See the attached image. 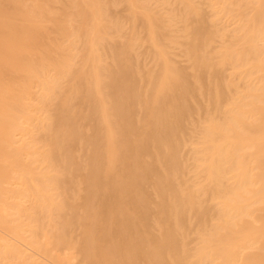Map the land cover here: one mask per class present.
<instances>
[{
	"label": "bare ground",
	"instance_id": "obj_1",
	"mask_svg": "<svg viewBox=\"0 0 264 264\" xmlns=\"http://www.w3.org/2000/svg\"><path fill=\"white\" fill-rule=\"evenodd\" d=\"M56 1L0 0V249L20 256L13 264H40L21 245L55 264H264V0H210L213 21L232 11L238 19L235 42L220 47L212 42L223 28L207 25L193 0H180V17L196 19L167 38L185 39L182 52L191 71L175 64L161 42L172 19L154 12L146 0H127L132 19L143 16L146 38L160 59L147 88L130 52L132 41L139 40L136 32L112 49V65L100 63L97 46L110 34L103 19L111 23L107 9L113 1L72 0L73 18L66 8L55 9ZM48 22L64 38L86 36L83 67L73 68L67 49L62 53V43L51 38ZM112 23L120 32V23ZM224 63L246 85L226 98L221 116L211 111L205 116L193 148L203 179L192 184L181 156L185 121L197 93L208 96L216 110L223 86H233V78L214 70ZM49 70L54 73L47 77ZM67 75L73 83L65 93L57 91ZM34 80L45 99L55 100L54 111L44 117L33 113L39 108L32 102ZM36 98L40 101L39 94ZM76 100L90 104L82 117H96L90 133ZM36 119L46 134L41 147L32 149L25 135L34 129L26 122ZM77 143L89 146L85 160L76 156ZM34 154L39 157L26 159ZM35 160L48 164L36 171L25 162ZM12 178L19 182L9 188L16 192L9 201L4 183ZM70 182L83 184L80 203L67 202ZM25 196L33 197L40 213L62 216L57 231L45 232L42 242L16 221L28 207ZM67 207L71 211L63 215ZM75 224L77 239L70 235ZM60 249L68 254L56 252ZM75 252L81 255L76 262Z\"/></svg>",
	"mask_w": 264,
	"mask_h": 264
},
{
	"label": "rangeland",
	"instance_id": "obj_2",
	"mask_svg": "<svg viewBox=\"0 0 264 264\" xmlns=\"http://www.w3.org/2000/svg\"><path fill=\"white\" fill-rule=\"evenodd\" d=\"M72 0H57L54 3L55 9L59 8H66L67 12L69 14H72L70 17H74V11H73V5L71 6ZM113 1V4L108 5L107 14L109 19L111 20V23L107 19H103L104 23H108V32L110 33L109 36H107L104 39H101L99 45L97 46V54L99 56V60L101 64H110L112 65L114 63V57L112 49L115 47H119L122 45L123 42H127V40L133 36V33L136 32L139 35V40H133L132 47H131V56L133 57L137 68H138V77L140 78V83L144 88H147L149 86V77L150 74H156L158 72V69L160 67V59L155 53V47L150 43V41L146 38V30H145V24H144V18L142 15H137L132 19V9L129 7V2L127 0H111ZM115 2V3H114ZM138 2L143 3L144 0H138ZM147 5L158 14H164L166 18H171L172 20L170 23H168L167 27H164V34H166L163 38H161V42L163 44V47L165 48L167 52V56L178 65L187 66L189 64V61L187 60L186 56L183 54V42L185 39L181 36L177 37L176 42H170L167 38V34H178L182 32V28L185 26V24L189 23V21L195 20V16L191 15L188 16L187 20H184L180 16L184 14L183 9V3L180 0H146L145 1ZM193 2L201 9L204 18L206 19V23H210L213 28L222 29L224 33L218 34L215 39L212 42V46L220 47L221 45H226V43H233L235 42V38L233 35V28L237 26L238 19L231 16L230 14H234L236 11L230 12V14H218L215 16L216 21L212 20L213 14L215 13L214 9L210 6V0H193ZM237 2V1H236ZM231 3V8H236L237 3ZM175 13V14H174ZM180 15H176V14ZM175 15V16H174ZM178 16V17H177ZM112 21H118L120 23V32L116 31L115 24L112 23ZM190 21V22H191ZM185 22V23H184ZM213 22H215V25H213ZM184 23V24H183ZM184 25V26H183ZM78 26V21L73 19L72 21V27L76 29ZM226 26V27H224ZM49 27V34L51 38L57 39L59 42L62 43V46H64L62 53L65 52V48L67 51L65 53H68L70 56V60L72 62V66L74 69H79L83 67L85 56L88 54L89 51V44L87 43L86 36L83 35H72L70 38H64L57 32H55L53 22H48ZM181 31V32H180ZM238 32V31H237ZM176 36V35H175ZM48 40V37L46 38ZM263 42V41H262ZM123 43V44H125ZM119 46H118V45ZM112 45H114L112 47ZM56 53L53 52V56H55ZM85 67H87V64L85 62ZM188 69L191 71L192 69L188 67ZM214 70L217 71L216 74H219L221 77L225 78H233L235 83L233 86L226 87L223 86L224 89V96L219 100L217 109L215 110L213 106L210 107V104L208 103V96L202 95L201 93H197V95L193 96L191 99L192 105L194 106V109L190 113L189 119L185 121L187 123L185 125L184 129V138L187 140L186 143L181 151V156L184 159L185 164H187L186 168V177L189 180V183H196L203 179L202 172L197 171L196 165L199 163V154H196L193 150V148L196 146V143L200 139L203 124L205 120V116L211 111L209 114H215L216 116H221L223 114V109L225 108L226 98L233 97L234 92L237 89L242 90L246 82L241 77L238 72H234L233 68L230 64H219L217 65ZM54 71L49 70L46 73V76L48 77L49 74L53 75ZM207 75V74H206ZM73 83V79L71 75H67L61 79V86L59 89L56 88L57 91H61L62 93H65L70 85ZM43 88L42 85L38 80H34L33 88H32V102L38 105V109L34 111L33 113L37 114L38 117H44L45 115H49L54 111V107H56L55 100H52L50 98H46L42 96ZM40 95V101L36 98V95ZM69 95H73L71 93H68ZM233 95V96H232ZM227 96V97H226ZM56 99V98H55ZM76 108L79 110L78 117H82L83 113H86L89 109V102L85 100H76ZM86 102V103H84ZM82 113V114H81ZM31 120L26 122V125H29V127L34 129L33 134H26L25 137H27L30 141V143L33 145L32 149L35 147H41L43 143V138L46 134L45 130L42 128L40 120L36 119L33 123H30ZM80 122L83 124L84 129L87 133L92 132L93 126L96 125L97 120L96 117L93 118H84L80 120ZM87 145H83L80 143H77L74 151L76 153V156L79 160H85L87 152H88ZM193 150V151H192ZM34 159L35 157H39L38 154H34L31 156H27ZM27 164H30L32 167H34L36 171H40L45 165L48 163L45 162H37L35 160L34 162L30 163L29 161H25ZM37 166V167H36ZM45 170H50L51 167L44 168ZM18 173L17 170L11 171V174ZM54 173V171H52ZM15 182H19V180L11 179L9 182H5L4 186L6 188V194L4 195V198H7L9 194L16 193L12 190H10V187H18V185L15 184ZM22 186V185H21ZM24 187V185L22 186ZM149 189L150 186L148 185ZM151 190V189H150ZM67 202L68 203H80L83 200L84 196V188L83 184L76 185L74 182H70L67 184ZM12 197V196H11ZM16 198H10L8 197V200H14ZM26 206H24V209L21 211L20 217L16 218V221L22 222V227L25 230V234H30L33 232V234L36 235V238L42 242L45 240L44 233L45 232H56L58 224L62 218L60 214L57 212H54L52 214H44L40 213L38 209L36 208V204L33 201L32 196H25ZM33 207H35V210L33 211ZM11 208H17V207H10L9 210L11 211ZM28 208L32 211V214L28 213ZM71 211L69 207L65 208L61 211V213L68 214ZM79 226L75 224L70 231V235L77 239L79 237ZM195 233H192V240L191 245H195ZM21 245V244H18ZM22 248L25 250L26 254L37 258L40 261V264H55L51 261H49L44 256L37 254L36 250L31 249L30 247L26 245H21ZM72 253V250H70ZM56 252H59L61 255H67L68 252L65 249H60ZM81 257L80 254L77 252L74 253V261L76 262ZM48 260V261H47ZM20 261V256L18 254L14 253H5L4 248L0 249V264H13Z\"/></svg>",
	"mask_w": 264,
	"mask_h": 264
}]
</instances>
